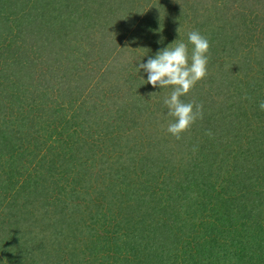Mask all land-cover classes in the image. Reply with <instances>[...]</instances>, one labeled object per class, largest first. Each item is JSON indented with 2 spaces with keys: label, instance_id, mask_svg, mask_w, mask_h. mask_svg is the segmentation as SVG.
<instances>
[{
  "label": "trees",
  "instance_id": "16d2710c",
  "mask_svg": "<svg viewBox=\"0 0 264 264\" xmlns=\"http://www.w3.org/2000/svg\"><path fill=\"white\" fill-rule=\"evenodd\" d=\"M96 1L0 0V132L9 128L10 132L14 131L13 127L16 131H27L23 139L24 147L13 143L7 148L11 162L0 172V187L12 193L9 196L6 193L4 202L7 197L8 201L0 206V216L7 215L11 203L24 206L33 195L47 199L53 195L49 194L52 190L56 195L40 213L43 214L42 220H50L55 226V235L48 232L42 238L36 223L14 225L11 218L7 223L11 228H3L0 219V264H67L65 252L60 248L63 242L59 236L62 222L56 217L65 210L60 207L64 204L60 176L71 171L75 179H85L82 172H91L87 162L93 161V157L87 158L91 144L79 141L87 140L86 133L78 116L74 118L68 112L72 108L70 99L73 98L65 92L59 96L60 99L58 94L57 97H50V114L55 124L45 121L43 89L46 88L41 80H34V86L30 84L28 74L38 69V74L42 76L44 63L49 61L64 67L71 63L70 69L77 70L73 64L72 49L78 47L69 40L79 35L87 43L89 30L103 27L104 21L113 13L109 6L94 10L95 4L101 6L103 3L102 0L99 3ZM144 4L150 6L149 11L171 12L173 19L176 16L180 21L184 15L190 17L193 22L189 25L203 32L202 35L209 41V61L219 54L217 50L220 47L224 48L222 51L227 58L232 59L231 54L235 53L239 59L232 62L230 72L234 75L229 78H217L223 75L219 71L206 75L204 86H201L202 99L192 93L193 101L203 106V117L183 132L179 140L168 135L165 138L161 136L157 142V148L161 150L145 155L133 165V173H138L130 178L120 168L117 181L115 179L105 189L96 188L95 196L108 202L111 211L114 208L122 215H119L116 226L125 219L137 227L118 233L110 229L105 242L88 252L94 254V259L100 264H223L224 259L234 264H264V191L255 192L257 186H264V111L258 109V96L260 99L263 95L259 90L264 92V70L256 75L245 70L237 48L243 44L238 42V37L241 40L244 37L247 43L253 38L246 33L257 31L251 30V27H262L258 39L263 36L264 4L260 0H145ZM81 17L85 19L83 24L79 23ZM96 20L99 21L94 22ZM153 22L156 24L155 20ZM153 29L149 28L151 36L154 35ZM230 33L233 35L229 40L226 35L229 37ZM261 39L264 40V37ZM27 52L31 53V59ZM256 60L264 62V57ZM121 70L122 67L115 70L118 77L122 76ZM241 71L247 72L243 73L244 78L238 77L242 76ZM101 74L109 76L106 70L98 77ZM23 79L28 82H23ZM74 81L72 92H84L89 88L83 83H88L85 75L83 78L82 75L76 77ZM216 83L219 84L216 86ZM22 84L28 88L22 89ZM31 85L40 92L38 98L33 95L29 98ZM141 87L132 82L127 91L131 98L125 108L135 117L145 104L143 95L149 96L148 87L139 90ZM71 88L70 85L66 90L71 91ZM222 90L225 92L222 93ZM192 94L189 92L190 96ZM65 96L69 100L66 104L62 102ZM103 103V95L94 93L93 102L88 105L91 118L104 116L101 111L98 112L105 106ZM158 106L163 105L159 103ZM151 118L159 121L158 116L152 115ZM51 127L58 128L59 132ZM56 135L65 136L61 141L64 148L69 140L76 139L71 141L68 152L62 151L63 157L55 153V146L51 145ZM97 140L99 142L94 146L99 149L105 150L108 144H113L110 137ZM30 155L38 159L33 163ZM108 167L110 169L111 166ZM243 175L246 176L241 187L235 188ZM16 177H24L21 186L17 187ZM24 189L26 192L22 193ZM239 198L243 202L240 206ZM72 208L78 211L79 206ZM69 225L72 232L64 231L66 241L80 232L75 221L70 220ZM52 234L51 242H45ZM228 241L232 242L235 251L226 258L224 247ZM233 255L237 257L231 261Z\"/></svg>",
  "mask_w": 264,
  "mask_h": 264
},
{
  "label": "rangeland",
  "instance_id": "374dc122",
  "mask_svg": "<svg viewBox=\"0 0 264 264\" xmlns=\"http://www.w3.org/2000/svg\"><path fill=\"white\" fill-rule=\"evenodd\" d=\"M220 1L226 2V0ZM260 1L262 4H264V0ZM99 2L100 0H97L95 3ZM102 2L103 3L101 6L95 4L94 10L96 8L103 10V7L105 8L109 6L108 9L113 11V13L109 15L111 18L108 17L104 21L103 27L96 26L93 31L89 30L87 43L85 38L79 35H74L71 37L72 39L69 40V43L73 42L71 44H73L75 47H78L77 49H72L74 51L73 64L76 65L77 70L70 69L71 63L68 65V67H64L58 63L51 64V61H49L44 63V73H42V76L38 74V69L31 70L28 74L29 78H31L30 84H33L34 80H41L43 87L46 88L45 90L43 89L46 96V104L44 103L45 96H43V109L45 110H43V113L45 114V121L48 122V124H55L51 117L52 115L50 114V97H57L58 94V98L60 99L59 96L65 92L68 96L73 98V100L70 99L72 101V108L69 109L68 112L73 115L74 118L78 116V120L80 121L79 123L82 126L83 132L85 131L86 133L87 140L83 139L79 141H88L91 144V150L88 152L89 155L87 154V158L89 156L91 158L93 157V161H89L87 159V163L91 166V172H82V176H84L85 179L80 180L78 177L75 179L76 176H74L71 171L64 172L63 176H60L62 181L60 191L62 192V199L64 200V204L60 207L64 208L65 210L64 212L62 211L61 214H57L56 217L60 222H62L60 225V228L62 227V229H59V236L63 242L60 244V248H62V250L65 252L64 260L67 264H100L98 262L99 260L97 261L94 259L95 255L93 254V256L90 254L91 252L89 253L88 251L94 248L96 245L99 248L101 246L100 243H104L107 236H109L110 229L114 231L116 230L118 233L126 228L137 227L134 223L129 224V222H127L125 219H123V221L120 222L118 226H116L120 214L114 208L111 211L109 209V203L98 199L94 192L96 188L105 189V187L109 184H112L115 179L117 181L120 178V168L123 170V172L125 170V176L128 175L130 178L138 173L139 171L133 173L135 169L133 165L137 162V160L149 153L159 152L161 149L157 148V142L159 139H161V136L164 138L166 135H168V137L171 136L166 131L167 125L171 118L166 115V108L164 106H158L159 103H162L163 97L168 95L171 89H158L147 83L142 85L144 81L140 77L146 78V73H143L142 71L137 73L135 68L137 64L136 61L139 59L141 63L146 61L149 57L155 54L158 49L165 47L167 44L173 42L177 38L187 41V32L194 30V28L189 25L192 20L190 17H187V15H184L183 20L180 21L175 15V19H173V13L171 12L149 11L150 6H146L144 4L145 0H102ZM152 14H157L158 16H153ZM154 20L156 21V24L153 22ZM168 20H175L176 22H174L173 25L171 23H167ZM97 21L99 20L94 22ZM79 23H85L84 17L80 18ZM95 25H97V23H95ZM150 27L154 28L152 31V33L154 32V35L152 36L149 33ZM252 29H256L257 31L253 33L248 31L246 33H248L247 35H253L254 39L251 37L250 42L247 43V41L244 40V37L242 40L238 37V42H242L243 44H239L237 48L241 55V61L243 63L242 67L256 75L259 71L264 70V62H258L256 60V58L261 59L264 57V50L261 49L264 48V40L261 39L264 37V34L258 39V37L262 34V32H260L262 27H257L256 25L254 28L251 27V30ZM84 31L85 30H83V32ZM78 32L80 31L78 30ZM201 34H203V32H201ZM232 35L233 33H230L229 37L226 35L227 39L230 40ZM225 48L228 47L226 46ZM222 49L224 48H218L217 53L219 52V54L212 56L210 61L208 60L207 74L219 71V73H222L223 75L217 78L223 77L225 79L229 78L230 75H234L233 72H230L231 64L234 62V60L239 58H236L235 53L231 54L232 59L227 58V54H223ZM190 51L191 45H189V54ZM28 53L29 52H27V56L31 59L32 55L31 53ZM45 56L47 58V53H45ZM77 56L78 58H75ZM228 59H230V61H228ZM248 59H250L252 63H249ZM104 64H106V67ZM119 67H122L121 77H118L117 73L115 72V70ZM103 70L108 71L109 76L105 74L103 76L101 74L98 77V75L103 72ZM243 73L247 72L241 71L242 76L238 75V77L244 78L245 74ZM81 75L82 78L84 75L87 77L88 83H83L89 88L84 92L79 90L72 92V85L75 84L74 80H76V77ZM26 77L28 78V76ZM204 79L206 78L204 77L202 80L198 81L189 91L191 94L193 92L196 93L195 97L198 95L200 99H202V94L200 92L202 91L201 88H203L201 86H204ZM22 81L28 82L27 79H23ZM132 82H135L136 85L142 86L139 90H145L146 87H148L149 91V96L145 94L143 95L145 104H142L143 109L136 117L131 115L130 112L128 113L129 110L125 108V104L127 107V104L131 98L127 91ZM93 84L99 86L96 87ZM218 84L219 83H216V86ZM22 85V89L26 90V88H28L27 85ZM70 85L72 87L71 91L66 90V88H68ZM92 85L95 87L94 89ZM33 86H29V98L32 95L33 97L38 98L39 96H37V94L40 92L34 90ZM150 89L155 90V92L151 91ZM219 90L220 89H217V91ZM224 92L225 91L222 90V93ZM259 92L263 93L260 99L258 96V102H261L264 99V92L260 90ZM94 93L103 95V104L105 105L104 107L102 106V108L98 107L100 108L98 112L101 111L104 116L97 115L98 117H95V119L90 117L88 107V105L92 104L93 102ZM150 93L152 96H150ZM193 96L194 94L190 96L188 93L187 97L184 96L182 99H191L193 101ZM66 98L67 96H65L62 100V102L65 104L69 101ZM157 99L160 102L156 103ZM83 100H88L90 102L86 101V103H83ZM221 101L223 100H220L219 102ZM152 115L158 116L159 121L156 122L155 119L153 120L151 118ZM160 125L161 127H159ZM51 128L54 131L59 132L58 128ZM9 129L0 132V172H2L4 167L8 165L9 162H11L8 156L10 152L7 151V148L10 147L9 144H20L23 147L25 145V143H23V139L26 136L27 131H16L13 127L14 131L11 130L10 132ZM189 134H191V132H189ZM96 136H99L100 138H97ZM36 137L38 138L39 136ZM64 137L65 136L62 135H56V138H52L54 142H51V145L55 146V153L61 155L62 157L63 152H68L71 141H76V139L69 140L67 142V147L64 148L63 145H61V141ZM103 137H110L113 141V144H108V147L105 150L96 147L97 143L99 142L97 139H102ZM94 144H96V146H94ZM29 158L32 159L33 163L36 159H38L37 156L31 155ZM128 158H132V160L130 161ZM127 162H129V164H126ZM108 166H111L110 169ZM245 176L246 175H243L242 179L238 182L235 188L241 187V183L243 179H245ZM108 177L109 179H107ZM15 179L18 180L17 187L22 185V181L24 182V177H16ZM256 188L257 189L255 192L257 194L263 193L264 186H257ZM215 190L218 191L219 189ZM24 192H26V189H24L22 193ZM6 193L9 196L12 192H7L4 188L0 189V206L5 205L8 201L7 197L4 202ZM54 193V190L49 192V194L53 195L46 197L47 199H44V197L38 195H33L34 197H31L24 206L18 203H11L9 212L6 211L7 215L0 216V219L3 222V228H11V226L7 224L8 218H11L14 225L17 223L24 224V222L28 225H30V222H33L34 224L36 223V226H38L41 230L40 235L42 238L43 235H46L48 232L53 233L55 226L51 224L50 220H42L43 214L40 213L47 208L52 197L56 196ZM18 196L20 197L21 195L19 194ZM246 198L247 197H245V201ZM238 203L239 206L240 203H243L241 198L238 199ZM72 206H79L78 211H74ZM107 211L110 213L109 217L107 216ZM37 216H39L40 219H35ZM63 218L66 220H63ZM14 220L17 222H14ZM70 220L75 221L79 225L77 231L80 232H78V234H76V236L70 241H66L64 231H71L72 227L69 225ZM68 221L69 223L67 224ZM114 224L115 227H113ZM53 234L51 235L52 237L50 236V240L47 239L45 242L48 241L50 243L51 239L55 235ZM220 241L223 242L224 239L220 238ZM224 250V255L226 258L234 253L235 249L232 245V242L228 241L226 243V248L224 247ZM236 257L237 255H233L232 258L230 257V260H236ZM177 263L180 264V262ZM190 264L192 263L190 262ZM223 264H234V262H227L224 259Z\"/></svg>",
  "mask_w": 264,
  "mask_h": 264
},
{
  "label": "clouds",
  "instance_id": "9594fccd",
  "mask_svg": "<svg viewBox=\"0 0 264 264\" xmlns=\"http://www.w3.org/2000/svg\"><path fill=\"white\" fill-rule=\"evenodd\" d=\"M208 51V39L199 31L192 30L187 32V41L177 38L158 49L146 61H136L137 73H146V78L140 77L144 81L142 85L147 83L154 88L171 89L169 94L163 97L162 104L166 108V115L171 118L166 131L177 140L203 117L201 104L194 101L185 102L182 97L206 77ZM258 109L264 111V101L259 102Z\"/></svg>",
  "mask_w": 264,
  "mask_h": 264
}]
</instances>
